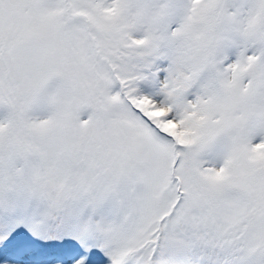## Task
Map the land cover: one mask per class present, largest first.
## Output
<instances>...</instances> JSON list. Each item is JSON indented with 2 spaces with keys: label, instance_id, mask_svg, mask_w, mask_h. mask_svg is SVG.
Listing matches in <instances>:
<instances>
[{
  "label": "snow or ice",
  "instance_id": "6c2138e0",
  "mask_svg": "<svg viewBox=\"0 0 264 264\" xmlns=\"http://www.w3.org/2000/svg\"><path fill=\"white\" fill-rule=\"evenodd\" d=\"M0 264H264V0H0Z\"/></svg>",
  "mask_w": 264,
  "mask_h": 264
}]
</instances>
